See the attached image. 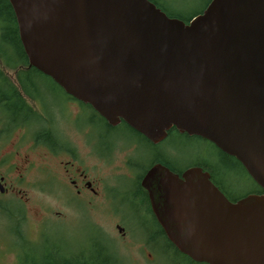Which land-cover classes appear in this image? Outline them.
Instances as JSON below:
<instances>
[{
  "label": "water",
  "instance_id": "95a60500",
  "mask_svg": "<svg viewBox=\"0 0 264 264\" xmlns=\"http://www.w3.org/2000/svg\"><path fill=\"white\" fill-rule=\"evenodd\" d=\"M28 65L151 140L210 141L260 188L229 200L201 167L151 165V210L193 261L264 264V0H210L187 21L150 0H7Z\"/></svg>",
  "mask_w": 264,
  "mask_h": 264
},
{
  "label": "flooded vegetation",
  "instance_id": "af4514ba",
  "mask_svg": "<svg viewBox=\"0 0 264 264\" xmlns=\"http://www.w3.org/2000/svg\"><path fill=\"white\" fill-rule=\"evenodd\" d=\"M150 1L167 14L163 2ZM7 7V3L3 2L0 8V209H4L5 215L7 214V201L13 194V184L20 179L29 181V173L35 166L31 154L41 153L38 154L39 157L48 155L58 158L61 173L66 179L68 206L71 213L73 217L76 214L80 215L78 222H82L90 230L92 221L89 212L98 208L104 212L105 218L112 221V226L116 228L121 238L126 237L130 227L134 228L140 224L151 226V221L159 226L151 210L149 197L151 177L147 176L153 164H151V140L122 120L115 125L108 124L88 103L67 94L49 77L50 79H48L58 88L65 100V117L70 123H65L64 126L62 124L60 133L56 131L54 118L50 115V108L38 97L36 91L38 76L33 77V82L27 78V71L31 66L28 65L20 43L15 18L7 26L4 16L9 13ZM202 10L193 13L190 17ZM175 13L180 15L179 12L175 11ZM12 98L16 100L13 104ZM12 107H15V113L11 112ZM71 107L75 108V113H72ZM93 116L100 118L109 130L116 127L122 128L121 132L115 135L112 140L110 139L111 141L109 140L107 145L101 149L91 142V137H88L91 131H89L86 121H91ZM82 117H84L85 123L79 126ZM70 127H75L82 133L84 140L82 143L86 148L83 150V154H81L82 150L79 149L77 142H74L75 137L69 138L66 133L67 129H71ZM13 130L20 131L15 142L11 140ZM109 130H107L108 133H110ZM171 134L199 139L208 142L211 147L213 146L210 141L202 137L188 135L175 128L169 129L165 138L159 143L164 142ZM18 140L23 142H18ZM93 149L95 156L100 161L112 162L113 165L110 168L114 167L115 170L89 171V167L85 163L92 156ZM198 161L197 159L181 167L172 164V162L169 166L159 163L181 177L182 172L192 166H198L205 170ZM13 168L16 175L12 174ZM45 170L51 171L48 168ZM210 180L212 181L211 177ZM17 191L19 192V190ZM24 194L26 195V192ZM94 231L93 236L99 245L101 254H103L102 261L96 257L92 258L88 252L92 240L89 233L88 237L85 236L83 244L78 247L75 245L68 250L67 258L72 261V264H101V262L102 264H123V256L118 244L111 242V239L103 231ZM163 236L165 237V235ZM149 242H151V233L145 238V243ZM57 250L55 251H60Z\"/></svg>",
  "mask_w": 264,
  "mask_h": 264
},
{
  "label": "rangeland",
  "instance_id": "374dc122",
  "mask_svg": "<svg viewBox=\"0 0 264 264\" xmlns=\"http://www.w3.org/2000/svg\"><path fill=\"white\" fill-rule=\"evenodd\" d=\"M158 1L163 2L170 10L179 12L182 17H189L192 13L202 10L208 2V0ZM36 91L38 97L50 108L55 130L60 133L62 124L63 126L65 123L70 124L65 117V100H63L60 91L52 84L51 80L42 76H38L36 79ZM71 109L72 113H75V108L71 107ZM84 121V117H82L79 126L85 123ZM86 123L91 131L88 137H91V142H94V145L100 149L122 130L121 127H116L113 130L107 129L102 120L96 116ZM70 128L66 130V133L69 138L75 137L74 142H77L79 149L82 150L81 154H83V150L86 148L82 143L84 142L82 133L75 127ZM19 133L20 131H12V142L16 141ZM18 142L23 141L18 140ZM159 151L166 154L170 163L179 167L197 159H203L217 168L215 160L217 153L208 142L199 139L171 134L164 142L158 144V149L155 152ZM38 154L41 153L31 154L35 166L29 173V181L20 179L13 184V194L7 201V214L5 215L4 209H0V264H20L21 261L24 264H43L47 261H55L58 264L62 261L67 263L69 261L68 250L75 245L78 247L83 244L85 236L88 237L89 233L92 240L88 252L92 258L96 257L102 261L103 254H101L99 245L93 236L94 230L103 231L111 239V242L118 244L123 256V264H187L181 255L171 253L164 238L158 235L152 237L151 234L153 240L148 243V246L145 243V238L155 229L146 224L128 228L126 237L121 238L116 228L112 226V221L105 218L106 216L100 208L89 212L92 221L91 230L82 222H78L81 216L76 214L73 217L68 206L66 179L61 173L58 158L48 155L39 157ZM153 154L154 152L151 156ZM95 155L93 149L92 156L86 160L85 164L89 167V171L115 170L114 167L110 168L113 165L112 162L100 161ZM46 168L51 171H46ZM237 171L239 176L230 177L232 184L226 182L229 181L226 178L222 177V180L232 196H243L253 188L254 184L239 168ZM12 174H17L14 168ZM57 249L60 251L56 252ZM165 251H168L169 254Z\"/></svg>",
  "mask_w": 264,
  "mask_h": 264
},
{
  "label": "trees",
  "instance_id": "16d2710c",
  "mask_svg": "<svg viewBox=\"0 0 264 264\" xmlns=\"http://www.w3.org/2000/svg\"><path fill=\"white\" fill-rule=\"evenodd\" d=\"M7 3L8 7H7V11L9 12L8 15H4L6 17V22H7V26L10 25L11 22L14 21V17H13V12L11 10V7L8 3L7 0H0V8L2 6V3ZM155 4V3H154ZM165 10L167 12L168 16H174L177 18H180L184 21H187L190 16L193 14H191L189 17H182L181 15H178L177 13H175V11L170 10L169 8L165 7ZM34 76H42L45 78H49L46 75H44L43 73H41L39 70H37L34 67H30V69L27 71V78L33 82V77ZM50 79V78H49ZM22 85H24V83H21ZM3 100V99H2ZM16 100H14V98H12V104L15 103ZM14 106V105H13ZM11 112H16L15 107H12ZM160 144V143H158ZM158 144H152L151 143V154L152 152H154L153 156H151V164L154 162H161V163H165L169 166V164L171 165L169 159L167 158L166 154L159 152H155V150L158 149ZM212 148L215 150V152L217 153V159L216 160V165L217 168H215L214 166H212L211 164H209L206 161L201 162V160L198 161V163L206 170L210 173V177L212 179V181L219 187V189L227 196V198H229L230 200H235L239 197H242V195L239 196H232L229 191L227 190V187L225 186V184L223 183L222 177L226 178L229 181L226 182H231L230 181V177L231 176H239V172L237 171V168H239L244 174H246L248 176V174L246 173V171L244 170V168L242 167V165L231 155H228L226 153H224L223 151L219 150L217 147H215L214 145L212 146ZM249 177V176H248ZM249 179H251L249 177ZM252 180V179H251ZM253 182V180H252ZM232 184V182L230 183ZM254 186L253 188L247 192V193H258L260 192V188L259 186H257L255 184V182H253ZM151 227H153L155 229V231L153 230L151 232L152 237L153 236H159L164 238V240L167 243V248L169 249V251L171 253H175L176 255L179 254L181 255L186 261L187 264H208L205 262H197V261H193L192 259H190L188 256L180 253L171 242H169V240L166 238V236L164 237L163 235V231L159 226H156L152 221H151ZM151 237V238H152ZM153 240V239H151ZM152 244V243H151ZM166 253L169 254L168 251H165ZM47 259H51V258H47ZM69 261L66 263L64 261H62L60 264H72V261L70 259H68ZM20 264H24V262H20ZM43 264H58L55 261L51 262V261H47V263H43ZM95 264V263H92Z\"/></svg>",
  "mask_w": 264,
  "mask_h": 264
}]
</instances>
